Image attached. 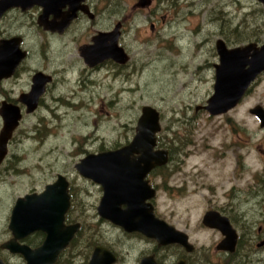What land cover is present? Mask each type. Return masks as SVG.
Masks as SVG:
<instances>
[{"label": "rangeland", "instance_id": "374dc122", "mask_svg": "<svg viewBox=\"0 0 264 264\" xmlns=\"http://www.w3.org/2000/svg\"><path fill=\"white\" fill-rule=\"evenodd\" d=\"M131 3L133 0H106L105 14L107 27L117 18L127 19L130 35L126 42L132 51L128 65L112 61L89 68L77 43L68 42V47H58L60 53L51 52L45 62L41 38L30 36L37 49L25 73L17 83L0 84L1 107L5 95L18 99L30 88L33 67L44 66L57 78L38 109L24 114L9 142L8 155L0 163V256L9 264H25L20 256L1 248L12 236L8 224L17 198L43 190L59 173L70 181L74 202L69 217L81 228L58 264H87L96 244L113 248L120 264H136L150 249L147 240L127 236L99 215L102 188L76 168L90 153L133 138L144 105L160 111L158 147L171 152L167 165L149 175L151 184L160 190L157 205L161 216L191 233L202 257L216 252L221 240L220 231L203 224L209 209L238 219L246 217L248 223L240 225L244 236H264V130L249 112L250 106L264 104V76L233 113L235 127L204 108L214 90L217 33L237 43L238 38L264 40V5L258 0H155L150 19L155 13L168 17L165 22L156 18L159 22L156 29H150V45H145L133 34L144 26L147 12L136 10ZM142 31L139 36L144 39ZM2 125L0 114V130ZM242 128L247 132L239 136ZM224 150L229 155L223 156ZM241 150L244 157L239 155ZM253 247L251 264H264V250Z\"/></svg>", "mask_w": 264, "mask_h": 264}, {"label": "water", "instance_id": "95a60500", "mask_svg": "<svg viewBox=\"0 0 264 264\" xmlns=\"http://www.w3.org/2000/svg\"><path fill=\"white\" fill-rule=\"evenodd\" d=\"M36 0H1L0 17L11 6L21 3H35ZM264 5V0H258ZM115 31L102 34L104 48L101 57L91 60L99 51V39L93 47L81 48L90 65L113 59L120 63L128 61L129 56L118 44ZM7 42V41H6ZM100 42V43H101ZM13 43L8 44L10 58L0 53V80L9 76L22 56H17ZM101 47V46H100ZM17 49V48H15ZM221 55L220 64L216 65L214 93L208 99L205 108L211 114L224 113L238 104L251 83L264 72V43H248L229 49L225 42L218 41ZM18 53V52H17ZM92 53V54H91ZM91 55V56H90ZM43 74L34 76L33 88L21 97L27 104V112L36 110L39 97L44 92ZM264 126V108L252 109ZM3 125L0 130V163L8 154L9 141L23 118L20 106L4 101L0 107ZM160 111L144 105L135 127V135L122 147L99 153H90L76 164L79 173L98 183L103 194L97 207L102 218L121 226L127 232H141L155 238L161 245L171 242L188 244V236L177 230L155 213L151 201L156 195V188L151 184L149 174L157 167L169 161V150L158 147L157 134L161 131ZM70 182L63 174H58L54 182L48 183L41 191H34L19 196L12 208L9 229L13 237L1 244V247L13 253L22 254L27 264H54L59 253L70 243L80 228V223L65 224L66 213L71 207L69 193ZM204 224L218 228L225 235L220 249H234L236 231L229 218L217 211H209L204 216ZM36 231L46 233L42 245L36 248L21 243L19 240ZM182 235V236H181ZM180 238H183L180 239ZM117 260L113 250L105 246H96L89 264H112ZM145 258L141 264H150ZM0 264H5L0 257Z\"/></svg>", "mask_w": 264, "mask_h": 264}, {"label": "flooded vegetation", "instance_id": "af4514ba", "mask_svg": "<svg viewBox=\"0 0 264 264\" xmlns=\"http://www.w3.org/2000/svg\"><path fill=\"white\" fill-rule=\"evenodd\" d=\"M154 1L155 0H133V3H131L133 4L134 8H136V10L147 12L146 13L147 21L144 22V26H140L141 28H139L138 30L136 29L135 33L133 34L134 39L136 41L138 42L142 41L141 43L145 45H150V29L151 30L156 29L157 23L159 22L156 18L165 22L168 17L167 13L162 14L161 16H158V14L155 13L154 16L150 19V7H152L153 5L152 3ZM34 2L35 3H32V4L31 2L27 3L28 5L24 7L21 5L11 6L0 17V53L3 54L4 57L6 56L9 59L11 54H10V51L7 50L6 46L8 44L10 45V43H13L12 47L14 48L17 56H20L24 52V55L22 56L21 60L17 62V65L15 66L12 73L7 77H3L0 80V84L8 83V82L17 83L18 80L20 79V76L25 73L28 62L33 58L34 51H36L37 49L36 44L35 43L33 44L32 42L33 39L29 40L30 36H39L41 38V45L43 47V51L41 55L43 59L46 60L45 62L49 61V55L51 52L60 53V49L58 47H61V46L68 47V43L69 44L77 43L82 61L89 68H92V69L101 68L105 66L108 62H112V61L115 62L116 64H119L120 66L128 65L132 61L131 60L132 51L130 50L131 44L129 45L126 42V38L130 35V32L128 31V28H127L128 26L127 19L126 17L117 18L112 23L111 26L107 27L106 22H105V14L107 12L106 0H36ZM142 28L144 31H142L141 34L145 33L144 39H141L139 36V31H141ZM114 31L115 33L116 32L118 33L117 35H118L119 46L122 47L127 53V55L129 56L128 61L125 63H120L113 59H106L102 62L96 63L95 65H90V63H88L85 56L83 55L81 48L85 47L87 49V47H93L96 44L95 40L99 36H101L102 34L107 35V33H111ZM221 34L222 35L219 36V34L217 33L216 35L217 38H216L215 45H214L213 55L215 56L214 57L215 60L212 62V65H213L215 81H216V71H217L216 65L220 64V58H221V55L218 49V41L220 39H222L225 42L226 46L229 49H232L238 46H244L252 42L258 43L259 45L264 43V40H261V39H255L249 42H244L242 41L244 38L237 39L239 40L240 43L231 42L227 39L226 36H224L225 34L223 33ZM100 39H99V50H98L99 52L96 53L95 55L93 54V56L90 55L91 60H95L97 58L99 59L101 55H103L102 53L104 52L106 53V51H101L104 48V45H103V42H101L103 40H100ZM31 71L33 73H31L30 88L28 90H24L22 94L18 97V99L16 97L10 96V94H7L4 96V99L1 101V105L4 101H7L8 103H13V104L20 106L21 111L23 112V118L21 119L20 124L24 120V114L25 113L29 114L27 112V104L23 103L20 99L23 94L28 93L32 90L33 84H34V76L38 72L42 73L43 74L42 80H43V85H44V92L39 97V103H38L36 110L38 109V107L40 106L42 102V99H43L42 96L45 93H47L51 85L54 84L55 81L57 80V78L55 80L54 75L48 72L47 68H45L44 66L43 68L39 66L33 67ZM66 71H67L66 67H64L63 72L65 73ZM71 71L72 70H69L68 72H71ZM54 73L56 75V72ZM263 76H264V72L258 75V77L251 83L250 87L247 89V91L245 92L241 100L238 102V104L234 106L233 108H231L230 110L224 113L215 114V115L211 114L209 111L208 112L214 116L225 117L226 120L231 122V125L235 127L234 122H236V120L234 119L233 113L236 112V110L247 101V99L250 97L253 86L259 83L260 80L263 78ZM213 93H214V90H213ZM258 106H262L264 108V104L257 103L249 107V112L258 120L259 126L261 127V129L264 130V126H262V122L259 116L256 113L252 112V109ZM36 110H34L33 112H35ZM246 132H247L246 128H242L241 131L237 132V134L239 136H242V134H245ZM131 139H128L126 143H123L119 145L118 147L117 146L113 147L112 149H117L119 147H122L123 145L129 143ZM103 151H106V150L103 149ZM238 151H235V152L238 154ZM99 152H102V151H98L96 153H99ZM226 155H229V153H227V151L224 150L223 156H226ZM239 155L241 157H244L243 150H241ZM170 159H171V152L169 150V161ZM159 192L160 190H156V195L151 200L155 206L156 215L164 219L171 226H174L177 230L183 231L184 233H186L188 236V244L185 245L179 241V242H171L165 245H161L155 238H150L148 236H145L141 232H138V231L127 232L126 231L125 233L127 234V236H133V237H139L141 239H145L150 244V249H148L146 252H143L139 256V258L136 261V264H141V262L145 258L151 259L150 264H251V261H252L251 260V248L253 247V245H254L253 250L256 248L257 250H264V236L262 235L244 236L240 225H244L245 222L248 223L246 217H243L242 219H238L237 215L225 214L223 211L219 209L217 210V209L212 208L206 211V213L209 211H217L221 215L229 218V221L232 227L236 231V244H235L234 249H230V248L220 249L218 246L221 244L222 240L225 238V235L222 233L220 229L210 227L204 224V216L206 215L205 213L203 216V224L209 229H215V230L220 231L221 240L216 245V252L209 253L210 256H205V257L200 256L201 248H199V246L193 240L191 233H189L187 230L178 228L176 224H174L171 220L163 218L161 216L158 210V205H157V197H158ZM69 193H70L71 207H72L73 202H74V198H73L74 193H73V190H70V187H69ZM70 209L66 213L65 224L67 225L77 223V222L71 221V218L69 217ZM8 227H9V224H8ZM119 227L122 230H124L121 226ZM80 228H81V224H80ZM262 232H263V225L259 226L258 228V233L260 234ZM77 233L75 234V236L77 235ZM75 236L70 241V243L59 253L56 259V262L54 264H58L62 260V258L65 256V253L71 249L74 243L73 240L75 239ZM12 237L13 235L9 239H11ZM33 238L36 240H33L31 242L30 240H32ZM45 238H46L45 232L36 231L26 236L25 238L20 239L19 241L21 243L31 246L32 248H36L42 245ZM180 239L183 240V238H180ZM248 243H249V246L247 245ZM98 245L99 244H96L93 246L91 252L89 253L90 257H89L87 264H89L91 256L96 246ZM102 246H105L106 248L113 250L114 253L116 254L117 260L114 261L112 264L121 263L119 254L113 248H110L107 245H102ZM247 247H248V250L245 251ZM10 253L20 256L24 260V263L27 264L26 259L22 254L13 253V252H10ZM257 253H259V251ZM225 259H227V261L223 262V260ZM4 262L5 264H9L5 260Z\"/></svg>", "mask_w": 264, "mask_h": 264}, {"label": "trees", "instance_id": "16d2710c", "mask_svg": "<svg viewBox=\"0 0 264 264\" xmlns=\"http://www.w3.org/2000/svg\"><path fill=\"white\" fill-rule=\"evenodd\" d=\"M235 34L238 36V34H239V31H235ZM251 37V36H250ZM116 147V146H115ZM118 147V146H117ZM105 149V148H104ZM103 150V149H102ZM162 167H164V166H160V167H157V168H155L150 174L152 175V174H155L157 171H158V169L159 168H162Z\"/></svg>", "mask_w": 264, "mask_h": 264}, {"label": "bare ground", "instance_id": "6f19581e", "mask_svg": "<svg viewBox=\"0 0 264 264\" xmlns=\"http://www.w3.org/2000/svg\"><path fill=\"white\" fill-rule=\"evenodd\" d=\"M26 5H28V4L27 3H21V6H23V7L26 6Z\"/></svg>", "mask_w": 264, "mask_h": 264}]
</instances>
